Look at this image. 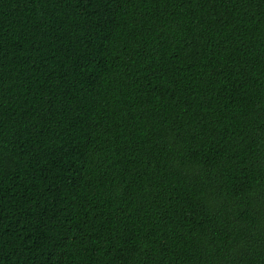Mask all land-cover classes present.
<instances>
[{"label":"trees","instance_id":"1","mask_svg":"<svg viewBox=\"0 0 264 264\" xmlns=\"http://www.w3.org/2000/svg\"><path fill=\"white\" fill-rule=\"evenodd\" d=\"M0 264H264V0H0Z\"/></svg>","mask_w":264,"mask_h":264}]
</instances>
